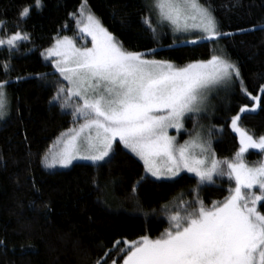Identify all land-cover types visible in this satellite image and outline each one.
Listing matches in <instances>:
<instances>
[{
	"label": "trees",
	"instance_id": "16d2710c",
	"mask_svg": "<svg viewBox=\"0 0 264 264\" xmlns=\"http://www.w3.org/2000/svg\"><path fill=\"white\" fill-rule=\"evenodd\" d=\"M42 2V10L33 8L17 29L19 11L34 0H0L6 32L24 30L31 36L11 56L0 49V65L10 61L14 69L6 77L0 68V80H11L9 116L0 120V264H123L125 240L144 235L155 239L168 229L167 205L178 199L194 201L198 191L211 206L224 200L234 183L198 186L189 174L155 180L120 143L103 164L76 163L67 170L46 171L43 158L74 121L52 102L55 89L46 80L58 74L41 53L58 35L76 36V16L85 0ZM200 2L210 7L219 30L231 35L196 45L176 44L172 34L154 35L144 23L150 14L146 0H86L127 50L177 66L220 54L239 67L246 92L256 96L264 86V0ZM254 103L239 84L214 102L209 124L221 130L213 142L218 159H230L238 151L231 120L240 107ZM239 125L255 138L264 136V93L255 112L241 114ZM260 160L261 153L255 151L247 157L252 165ZM262 205L258 208L264 213Z\"/></svg>",
	"mask_w": 264,
	"mask_h": 264
},
{
	"label": "snow or ice",
	"instance_id": "6c2138e0",
	"mask_svg": "<svg viewBox=\"0 0 264 264\" xmlns=\"http://www.w3.org/2000/svg\"><path fill=\"white\" fill-rule=\"evenodd\" d=\"M43 7L42 0L24 6L15 27L20 29V24L27 22L33 8ZM148 7L155 11L158 23H167L174 33L196 32L200 40L207 41L231 35L219 30L212 10L199 0H151ZM144 23L155 35L152 19L145 17ZM76 24L81 38H91L90 47L78 46L74 37L58 35L41 53L68 85L57 87L53 101L62 109L71 107L74 120L82 121L62 134L64 138L58 141L62 147L51 158L45 155V166L68 167L78 159L105 161L118 140L157 180H173L188 172L200 186L214 184V177H227L234 181V187L223 201L206 206L196 191L194 201L184 203L182 212L169 216L170 227L159 237L125 240L123 264H264V213L257 208L264 202V160L254 165L245 160L250 149L264 154V136L255 138L238 123L241 114L257 110L261 97L246 92L239 67L216 54L177 66L167 60L148 59L150 53L129 51L103 26L86 0ZM5 25L6 21L0 20V49L11 56L31 36L24 30L8 33ZM0 68L6 77L14 70L10 61ZM237 82L255 103L251 108L240 107L239 114L232 117L231 126L239 134L240 146L231 159L216 158L211 132L206 138L197 131L183 144L177 142V136L169 135L170 129L178 135L187 131L185 121L189 117L196 126L212 89L234 87ZM10 84V78L0 80V119L10 108Z\"/></svg>",
	"mask_w": 264,
	"mask_h": 264
},
{
	"label": "rangeland",
	"instance_id": "374dc122",
	"mask_svg": "<svg viewBox=\"0 0 264 264\" xmlns=\"http://www.w3.org/2000/svg\"><path fill=\"white\" fill-rule=\"evenodd\" d=\"M151 2V0H146V3L147 5H149V3ZM199 3L201 4L200 0H199ZM87 7L89 8V6L87 5ZM149 8V7H148ZM90 9V8H89ZM149 11H150V14H149V17L152 19V22L155 23L154 27L157 28V34H162V33H170L172 34L175 38H176V44H188V45H196L202 41H205V40H200L199 39V36L200 34L199 33H196V32H188V33H174L172 28L167 25V23H164V24H159L158 23V20H157V16H156V13L154 10L150 9L149 8ZM76 18H79V12L76 16ZM71 37H74L76 38V41H77V45L78 46H88L90 47L91 46V43H90V40L91 38L90 37H87L86 39L84 38H81V34L79 32V29H78V26H77V34L76 36H71ZM193 39H196L198 42L196 44H191V43H187L186 41H190V40H193ZM216 55H220V54H216ZM149 59V58H148ZM46 61H49V60H46ZM51 62V61H49ZM52 63V62H51ZM174 64V63H173ZM176 65V64H175ZM58 74V77H54V78H48L46 80V83L50 86H53L54 89H55V93H56V89L57 87L59 86H64V87H67V82L66 81H63V79L59 76V73ZM237 84H239V82H237ZM240 86V85H239ZM230 87L231 86H217L216 88L212 89L208 94H207V101H206V110L204 113L201 114V118L199 119L198 123L196 124V126L194 127L193 124H191L190 126V129L187 127V124H188V121L191 120L192 118L189 117L186 119L185 121V128L187 129V131H181L180 134L178 135L176 130L175 129H170L169 130V135H173V136H177V142L179 144H183L184 141L186 140H189L191 138H193L196 134L197 131L201 132L202 135H204L206 138H207V134L209 132L212 133L211 135V142H212V150L214 152V149H213V142L215 140V138L220 134L221 130L218 129L217 127H213V126H210L209 122L211 120V117H212V107L214 105V102H216L217 100H221L223 99L226 94L229 92L230 90ZM243 87H244V82H243ZM245 88V87H244ZM264 88V86L262 87ZM54 93V95H55ZM263 93L261 92V90L259 91V93L256 95V96H259L261 97ZM54 104H57L59 105V102L57 101H52ZM60 107V106H59ZM61 108V107H60ZM61 110L69 115H71L73 121H74V124L72 125V128H77L79 126V123H82V121H76L74 120L73 116H72V108L71 107H68V108H64ZM9 112H10V108H9V111H8V114L3 118V119H0V120H4L6 119L8 116H9ZM193 123V122H192ZM239 123V122H238ZM240 128H242L240 125H239ZM69 129V130H70ZM233 129V128H232ZM243 129V128H242ZM65 131L64 133L62 134H66L68 133V131ZM235 133L237 134V136L239 137V134L235 131ZM62 134L56 139V141L52 144L51 146V149L50 151L48 152V155L49 158H51V155L57 151H59V149L62 147V144L61 143H58L59 140H62L64 137H62ZM183 134H186L185 136H183ZM216 135V136H215ZM119 143V141L117 140L114 145H113V152L110 153V156L108 158L105 159V161H100V162H92L90 160H82V159H78V160H74L72 162L71 165H69L68 167H61L59 165H57L56 167L54 168H47L45 166V164L43 163L42 161V166L43 168L48 171V172H56V171H62V170H67V169H70L73 165H75L76 163H90V164H95V165H98V164H103L105 163L106 161H108V159L111 158V156L113 155L114 153V148L116 146V144ZM122 145V144H121ZM123 146V145H122ZM124 147V146H123ZM125 148V147H124ZM128 152H130L127 148H125ZM252 151H255V152H258V150H254V149H250L248 153L245 154V160L246 162L248 163L247 161V157L249 155L250 152ZM131 153V152H130ZM259 153V152H258ZM132 155H134L133 153H131ZM135 156V155H134ZM139 161H141L137 156H135ZM217 158V157H216ZM231 159V158H230ZM264 160V154H261V160L262 161ZM142 164H143V161H141ZM144 165V164H143ZM249 165H252V164H249ZM145 168V167H144ZM146 174L148 176H150L151 178L157 180L155 177H152L150 173H147ZM182 174H189V175H192L194 176V174L192 173H188V172H182L180 174V176ZM195 177V176H194ZM178 177L174 178L173 180L177 179ZM215 179V183L214 184H211V185H215L217 183H220L222 180H228L227 177H223V178H219V177H214ZM159 181H172V180H166V179H162V180H159ZM234 183V181H232ZM207 185V184H206ZM206 185H200V186H206ZM234 187V186H233ZM254 191H257V194H258V189H254ZM223 201V200H222ZM188 202L187 200H182V199H178L177 201H174L172 203H170L169 205H167L164 209V217L169 221V216L175 212V211H181L182 212V205L184 203ZM259 207V204L257 205V208ZM259 210V208H258ZM170 227V225H169ZM168 227V228H169Z\"/></svg>",
	"mask_w": 264,
	"mask_h": 264
}]
</instances>
